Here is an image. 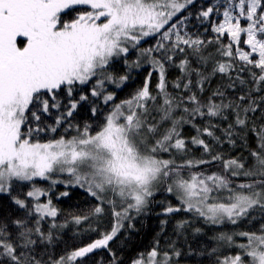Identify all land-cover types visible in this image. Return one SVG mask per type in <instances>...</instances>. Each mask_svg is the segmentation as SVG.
Listing matches in <instances>:
<instances>
[{"label":"snow or ice","instance_id":"snow-or-ice-1","mask_svg":"<svg viewBox=\"0 0 264 264\" xmlns=\"http://www.w3.org/2000/svg\"><path fill=\"white\" fill-rule=\"evenodd\" d=\"M195 2L0 0V196L23 210L15 218L0 215V264H85L88 254L108 248L124 221L132 227V213L144 212L157 191L174 195L179 202V206L169 203L165 216L185 212L210 226L237 228L258 221L259 226L254 224L249 230L221 231L214 239L222 244L212 253L221 246L237 249L217 255V264H264V0H216L202 6L197 16L201 23L222 15V21L211 26L215 40L208 41L183 31L190 13L183 18L178 14ZM69 10L77 15L66 20ZM148 37H157L155 47L141 46ZM213 43L215 53L208 50ZM133 49L139 55L129 62ZM176 53L190 54L193 60L181 59L178 67L184 82L178 80L173 87L183 94L173 95L168 91L165 61H174ZM215 55L226 59L216 60ZM117 61L126 67L123 74L115 67ZM145 62L151 70L143 86L130 98L112 103V110L95 130L85 124L76 127L70 139L63 135L43 143L33 139L34 132L44 129L39 124L33 128L32 121L39 122L41 113L48 114L50 108H60L59 93L69 98L68 107L50 126L52 133L80 104H95L84 94L85 86L92 98L102 97L104 104L114 102L115 93L105 85L122 88L131 80V71ZM209 62L212 67L207 73L194 66L206 67ZM153 72L158 75L155 95L149 88ZM245 72L247 80L241 75ZM217 75L227 83L205 96L206 85ZM237 85L245 91L228 98L229 90L235 93ZM97 111L91 108L93 116ZM218 121H229L222 129L223 142L233 147L237 140L247 146L249 137L254 138L255 148L249 149L248 159H225L212 153L203 137L222 143L214 131ZM185 125L195 129L191 143L209 158L177 161V155L188 151L182 137ZM216 161L221 162L220 172L192 171ZM38 180L50 186L83 188L100 202L93 209L95 215L103 213L104 203L111 205L115 218L111 231L55 257L51 248L59 237L53 229L66 224L56 223L59 210L50 196L51 187H38ZM24 186L29 190L22 196L14 194L15 188ZM68 195V191L60 193ZM88 219V215L73 216L77 225ZM167 223L161 220L162 231ZM190 226L185 219L177 222L176 230L183 232ZM201 231L194 228L196 234ZM170 247L171 251L163 253L154 247L132 264H180L183 253L174 243ZM192 254L190 248L188 255Z\"/></svg>","mask_w":264,"mask_h":264},{"label":"trees","instance_id":"trees-1","mask_svg":"<svg viewBox=\"0 0 264 264\" xmlns=\"http://www.w3.org/2000/svg\"><path fill=\"white\" fill-rule=\"evenodd\" d=\"M216 0H196L193 5H190L184 12L178 14L180 18L189 15V19L186 21V26L183 31H187L193 38L199 37L200 39L215 40L216 33H213L211 26L213 23L222 21V15H213L209 20L203 23L197 19L199 11L202 6L207 7L215 4ZM83 9L85 6H78ZM223 8H221V13ZM77 15L75 10H69L68 14L65 15L66 20H71ZM157 37H148L141 41V46L144 48L155 47V40ZM223 39V38H222ZM167 43V42H166ZM244 50H247L246 46L242 45ZM216 44L208 45V50L215 53ZM190 53V50H186ZM139 53L133 49L129 52V62L134 61ZM159 56L160 53H155ZM188 58L193 60L190 54L186 56V53H176L174 61L167 62L166 64V79L168 82V91L173 95L183 94L182 90L173 87V84L179 80L183 83V73L178 67L182 58ZM216 60L226 59L215 55ZM195 67L204 72L211 71L212 63L206 67H202L199 64H194ZM115 67L119 70L120 74H123L126 67L120 61L115 63ZM151 70L150 64L145 62V64L140 69H133L131 71V80L125 84L122 88L116 89L112 84H106L105 87L108 92H114L116 99L114 102H109L108 104L103 103L102 97L92 98L90 96V91H88V86H85L84 94L89 95L90 100H94L95 104L92 103H82L78 106L77 110L73 113L72 117H64L63 123L57 128L56 133H52L49 128L50 126H55V121L61 116L63 112L68 107L69 98L63 93L58 94V102L60 108H50L48 114L41 113V120L39 122L32 121V127L35 128L37 124L39 127L44 129L40 132H34L33 139L39 142H47L49 139L60 138L63 135L65 138H71L75 135L76 127L83 128L85 124L92 126L95 130L98 125L104 120V117L112 110V103H119L120 101L130 98L131 95L139 88L143 86L147 73ZM241 75L247 80L248 74L241 73ZM195 80V77H192ZM158 82L157 73L153 72L151 80L149 82V88L153 95L158 91L156 85ZM226 78H222L219 75L212 78L211 83L206 85L207 91L204 93L205 96L209 95L210 92L216 87L226 84ZM250 83V80H249ZM245 89H242L237 85L235 93L229 90L230 99H234L239 94H242ZM254 96H259L261 93H254ZM259 102V101H258ZM96 107L98 109L95 116L92 115L91 108ZM155 115V112H153ZM251 115V114H250ZM261 113L258 111L255 114L256 122L259 124L261 121L259 119ZM231 119V117H230ZM196 123L203 127V122L197 120ZM219 127L214 129L215 135L221 137L222 143H218L211 138L203 137L212 146V153H220L225 159L239 157L240 159L249 158V149L255 148L254 138L251 136L248 139L247 146L237 140L236 146L228 144L224 141L223 128L227 127L229 121H218ZM71 124V128H68ZM68 128V131L65 129ZM196 135L195 129L190 125H185L182 130V137L187 141L188 151L184 155H177L176 159L178 162H182L186 159L198 160L202 156L205 158L207 154L202 152V149L193 145L191 143V137ZM164 158H168V154H162ZM204 170L206 172H220L222 171L221 162L216 161L211 165H202L201 169H192V171ZM67 179L66 176L62 177ZM243 179V178H241ZM38 187L49 189L51 187L50 196L52 198L54 206L59 210V214L56 219L57 224H66L63 229H53L56 235L59 237L51 248V251L55 257L61 255H66L71 253L73 250L83 247L89 243L94 242L97 239H101L103 235L111 231V228L115 224V218L111 212V205L104 203L101 205L104 209L103 213L100 215L93 214V209L100 203L94 197L90 196L83 188L80 187H65L64 184H57L55 186H50L47 181H36ZM28 189L27 186L23 188H15L14 194L23 195ZM68 191L69 195L67 197H61L60 193ZM46 201L47 197H42ZM152 202L141 214L137 215L135 212L132 215L135 217L132 221V227L129 228V221H124L123 228L117 236L109 242L108 248H98L88 256L83 258L85 264H113L115 258L116 264H132L133 259H136L141 254L147 257L149 251L154 247L163 253L165 251H171V244L181 250L183 253L180 264H217L216 256L221 257L225 254H233L237 251L234 248H227L221 246L217 253H212V249L217 247L218 242L214 239L221 231L231 232L234 228L237 230H249L253 228L255 224L257 227L258 221L252 224H245L242 228H237L230 224L210 226L206 224L202 219L194 218L191 214L180 212L172 214L171 216H165L163 214L164 208L170 203L173 206H179V202L173 195L168 194L164 191H157ZM23 210L17 209L14 204L11 203L7 196H0V215H8L9 217L15 218L22 215ZM84 216L88 215L89 219L77 225L73 221V216ZM189 220L190 227L183 230V232H178L176 230V224L182 220ZM161 220H168V223L161 226ZM44 227L47 228L48 224L45 223ZM201 228L202 231L199 234L194 233V228ZM239 239V238H237ZM192 249V255H188L189 249ZM203 253V254H197Z\"/></svg>","mask_w":264,"mask_h":264},{"label":"rangeland","instance_id":"rangeland-1","mask_svg":"<svg viewBox=\"0 0 264 264\" xmlns=\"http://www.w3.org/2000/svg\"><path fill=\"white\" fill-rule=\"evenodd\" d=\"M173 196H174V195H173ZM174 197H175V196H174ZM109 198H111V197H110V194H109Z\"/></svg>","mask_w":264,"mask_h":264}]
</instances>
